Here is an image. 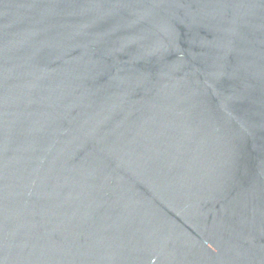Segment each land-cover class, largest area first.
<instances>
[{"label":"water","instance_id":"95a60500","mask_svg":"<svg viewBox=\"0 0 264 264\" xmlns=\"http://www.w3.org/2000/svg\"><path fill=\"white\" fill-rule=\"evenodd\" d=\"M0 264H264V0H0Z\"/></svg>","mask_w":264,"mask_h":264}]
</instances>
